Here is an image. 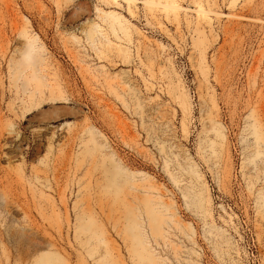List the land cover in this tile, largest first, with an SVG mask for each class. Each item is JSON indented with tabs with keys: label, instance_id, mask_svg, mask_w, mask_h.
Listing matches in <instances>:
<instances>
[{
	"label": "rangeland",
	"instance_id": "1",
	"mask_svg": "<svg viewBox=\"0 0 264 264\" xmlns=\"http://www.w3.org/2000/svg\"><path fill=\"white\" fill-rule=\"evenodd\" d=\"M43 257L264 264V0H0V264Z\"/></svg>",
	"mask_w": 264,
	"mask_h": 264
},
{
	"label": "bare ground",
	"instance_id": "2",
	"mask_svg": "<svg viewBox=\"0 0 264 264\" xmlns=\"http://www.w3.org/2000/svg\"><path fill=\"white\" fill-rule=\"evenodd\" d=\"M45 117H46L45 111H41L39 116H37V119H38L39 122H44L45 121ZM138 225H139V223H135L132 226L133 229L131 228V234L133 235V238H134V240L136 242L137 247L141 249L143 247V242H142V238H141L140 232L139 233L136 232V230L138 228ZM143 250H144V248H143ZM36 264H52V261H51V259H48L47 257H43Z\"/></svg>",
	"mask_w": 264,
	"mask_h": 264
}]
</instances>
